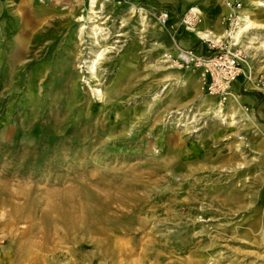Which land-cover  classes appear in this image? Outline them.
I'll use <instances>...</instances> for the list:
<instances>
[{"label":"rangeland","instance_id":"1","mask_svg":"<svg viewBox=\"0 0 264 264\" xmlns=\"http://www.w3.org/2000/svg\"><path fill=\"white\" fill-rule=\"evenodd\" d=\"M90 1L73 12L69 2L19 57L16 27L0 23V264H18L23 246L65 226L67 213L101 214L110 251L40 264H264V114L244 106L229 124L201 105L210 93L196 72L165 57L173 32L155 33L166 0H96V13ZM201 1L213 6L197 30L230 13L225 0ZM240 1V14L253 7ZM252 9L239 44L259 80L264 7ZM116 241L126 254L114 253Z\"/></svg>","mask_w":264,"mask_h":264},{"label":"bare ground","instance_id":"2","mask_svg":"<svg viewBox=\"0 0 264 264\" xmlns=\"http://www.w3.org/2000/svg\"><path fill=\"white\" fill-rule=\"evenodd\" d=\"M95 1L96 0L90 1V7L92 9V13H96V11L94 10ZM251 4L253 6L252 8L264 7V1H262V0H252ZM177 6L180 8L181 11H185L188 6H191L192 9H196L202 14L204 13L203 7L200 6L199 3L194 2L193 0L189 1V4H187V5L186 4L182 5L180 3H177ZM252 8H245L241 12L240 20L238 21V23L235 27V30H234L235 31L234 32L235 38L239 39L243 34H245L255 24L254 20H252V17H251V16L255 15L252 12V10H253ZM166 29H167L166 25H160L159 24V26L157 28H155V33H156V35H159L160 33L164 32ZM196 31H197L198 35L207 36V37H215V39H218V38H221L225 35L226 29H223L220 33H216L215 31H213L211 29H207L205 31H201V30H196ZM18 43H20V42H18ZM248 48H249V46H248ZM174 50L176 51V46L174 47ZM101 56H102V54L99 53V55L96 56L95 59L93 60L92 65H90V72H92L93 74L96 72V65L98 64V61L101 58ZM97 93H101V91L98 90ZM241 96H239L236 93H232V92L230 93L231 102L233 104H235L233 111L231 113H226L224 111L223 104L220 103V101L217 100V98H215V96H213L211 94H205L203 96V100H202L201 105L202 106H209L211 108L213 107V105H215L216 108L213 107L212 110H213L216 117H218L221 121H224V122H227L228 120H230L229 124H235L236 123L235 119H236L237 115L242 114L244 112L242 109L243 107H242L241 100H240V98H242L243 96L242 97ZM242 115H245V114H242ZM149 133H150V131H149ZM106 142H108V141H106ZM173 161H175V160H173ZM231 188H233V187H231ZM229 197H230L229 199L233 198L232 196H229ZM193 198H195V197H193ZM222 202H223V200H222ZM77 210H80V209H77ZM80 214L81 215H76L75 213L74 214H72V213L71 214L70 213L64 214L63 220L66 221L65 226L56 227L52 230H46L42 235L36 234V236H35L36 240L32 241L30 244L24 245L23 247L25 249H23L21 251L20 255H17V257H16L17 263L21 264L24 260L25 261L28 260L30 262L32 261V264H40L42 262L47 261L48 259L52 260V261H54V260L56 261L57 259H60L62 257H65V256L68 257L72 253V250L82 258H88L89 259V257H90V261H93V259L95 257L94 255H96L97 253H99V254L101 253V255L106 254V253L108 254V252L110 251V248H109L110 246L107 247L106 244L108 245V242H105L104 238H100L101 235L106 234V231L99 225L100 224L99 221L102 218L101 214H99V213H90V214L80 213ZM22 227H24V226H22ZM25 232L26 233L28 232V234H30V233H33V230L27 229ZM261 234H264V233H261ZM165 236H167V235H165ZM68 243H72L73 247L63 245V244H68ZM84 243L87 244V248L79 251V248ZM95 245H97V247L95 248L97 253L93 252L94 255L89 254V253L85 254V252L90 247L95 246ZM113 246L115 247L113 249L115 254H123L122 252H124L126 254L127 247L125 244L116 241V243ZM64 248H67V250L65 251ZM129 250L131 253L132 249L129 248ZM199 260L201 261V259H199ZM91 263H93V262H91Z\"/></svg>","mask_w":264,"mask_h":264},{"label":"crops","instance_id":"3","mask_svg":"<svg viewBox=\"0 0 264 264\" xmlns=\"http://www.w3.org/2000/svg\"><path fill=\"white\" fill-rule=\"evenodd\" d=\"M85 0H0V23L11 25V28L14 26L13 31H16L14 35V42L17 47V57L22 54H25L29 50V46L32 40L36 39L38 34L44 33L47 30L48 26H51L52 23L60 22L67 14V4L73 2L72 12L75 10V6H80L84 3ZM137 1H146V0H137ZM155 5L162 4L163 0H147ZM159 1V2H158ZM169 3H166L165 6H161V9L171 8L172 15L170 21L168 22L167 29L160 33L159 36L165 34L169 31L173 32L176 41L184 48L195 49L196 51L204 54H211L213 50L209 49L200 38L192 33L191 31L186 30L182 25H180V17L185 13L181 11L177 6V1L183 3L184 0H166ZM200 6L204 8V12L208 8H212L213 3H206L199 0ZM76 4V5H75ZM164 5V4H162ZM175 7L174 8L170 7ZM222 12L226 15L230 10ZM223 15V16H224ZM225 23L223 19L221 23L218 20L206 19L203 24L205 30L211 29L216 33H220L224 27ZM226 25V24H225ZM169 30V31H168ZM20 42V43H18ZM27 44V45H26ZM167 51V52H166ZM166 53L175 54L174 46H166ZM198 78H200L201 71H195ZM202 87L203 82L200 78ZM235 86V87H234ZM231 92L236 93L242 98L241 104L242 107L249 106L252 107L253 112L264 114V105H260L258 109V104H264V93L262 91L250 92L246 89V82L243 78H240L232 83ZM249 100H248V99ZM228 104V103H227ZM235 104L229 101V107L233 111Z\"/></svg>","mask_w":264,"mask_h":264},{"label":"built area","instance_id":"4","mask_svg":"<svg viewBox=\"0 0 264 264\" xmlns=\"http://www.w3.org/2000/svg\"><path fill=\"white\" fill-rule=\"evenodd\" d=\"M225 4L231 10L223 19L227 24V29L221 38L215 39V37L198 35L196 30L201 22V13L196 9H189L180 20V25L188 31L196 32L200 40L213 50L211 54L184 48L176 40H174L175 54H165L167 60L169 59V62L177 68L200 70L203 89L215 95L223 105L230 97L232 83L240 78H243L246 83L264 86V78L259 80L255 78L251 59L240 46L239 39L234 36V30L241 15L239 11L242 10L243 3L240 0H225ZM154 15L160 25H167L172 11L169 8H164L154 12Z\"/></svg>","mask_w":264,"mask_h":264}]
</instances>
